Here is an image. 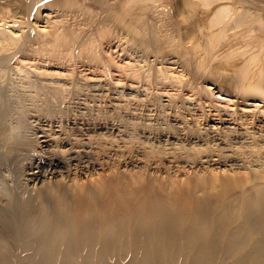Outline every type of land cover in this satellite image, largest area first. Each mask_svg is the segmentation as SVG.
<instances>
[{"label":"bare ground","instance_id":"obj_1","mask_svg":"<svg viewBox=\"0 0 264 264\" xmlns=\"http://www.w3.org/2000/svg\"><path fill=\"white\" fill-rule=\"evenodd\" d=\"M3 7L12 10V15L21 17L17 18L18 21L27 19L32 23L36 32L35 37L33 36L35 41H32L46 44V48L40 45L38 50H46L47 46L73 49L77 42H81L83 28L81 32L74 28L76 25L62 29L64 25L61 26V22V27L56 22L51 23L50 28L41 24L46 16L44 12L48 14L55 11L63 17L84 20L85 25L88 22L97 24L96 27L102 32L114 25L118 28V33L128 37V40L152 48L156 53L160 52L162 57L164 55L167 63L175 62L186 71H191V80L185 83L182 75H173V87L187 88L194 86L195 82L201 83L203 95L208 100L218 98L232 107L226 104L224 106L223 103L220 104L222 107H217V103L212 104L213 101L210 103L211 100L208 102L203 96V105L202 102L191 101L182 106L180 103L173 104L175 100L178 101V96L172 98L175 100L171 103L166 101L172 107L171 110H175L174 114L183 111L182 107L187 112L178 116L181 120L174 116L175 122L179 121L180 126H183L182 132L178 133L180 129H177L174 136L171 134L174 131L170 133L174 143L176 144L175 140L183 139L189 143L193 153V149L199 150V153L200 150L202 153L206 152L203 155L194 153V157L202 155L200 165L213 162L219 166L235 162L249 172L244 177L241 175L242 178L233 179L226 178L223 169L220 171L223 177H216L219 174L217 169V173L205 181L195 174L190 175L192 177L188 181L184 180L187 182L183 183L182 180L178 184H173L177 178L167 182L162 178L160 180L156 172L122 173L114 166L115 163L119 164L121 157L112 151L109 156L110 144L107 148L103 130L107 127L104 123H91L82 118L83 121L72 122L73 126L71 125L78 134L71 133L72 131L68 134L71 129L65 131L61 127L65 128L66 124L62 125L61 120V125L59 122L58 125L46 123L45 118L41 119V112L40 117L35 120V132L31 129L34 135L31 140L34 143L26 136L28 142L33 143L30 145L23 141L30 123L26 128L24 121L11 124L6 117H2L0 111V169L7 171L6 174L9 172L4 180L6 190L0 187L3 189L0 191V264H264V0H0V10L3 11ZM99 12L102 19H99L101 16L98 17ZM8 17L14 18L11 15ZM5 21H0V53L9 52V49L20 51V47L31 37L25 36V29L17 30L12 28L16 24L11 26ZM18 26L20 25L16 27ZM28 26L31 27V24ZM93 29L96 31L95 27ZM85 37L87 41L83 42L87 44L86 49L83 46V54L98 46L94 44L99 36H96L97 41L94 38L95 43L92 38L95 36L91 37V33L88 32ZM99 57L97 54L94 59L98 61ZM4 63L3 61V65ZM158 71V78L164 79L166 70L164 73L160 69ZM34 85L33 88H36ZM54 90L52 92L55 95L60 92L58 88V91ZM62 93L64 92L57 95ZM145 96L147 98V94ZM57 106L60 107L61 104L57 103ZM200 122L207 127L200 124L202 128L198 129ZM69 125L67 127H71ZM101 129L103 132L99 131ZM169 139L167 137L166 141L169 142ZM141 142L139 146H143ZM149 145L145 147L149 148ZM152 150L150 148L151 152ZM167 150L170 154V148ZM177 150L174 151L178 153ZM177 153L174 155H180ZM152 154L155 155L153 152ZM189 156L190 154L187 157L190 158ZM105 158L113 164L109 170L111 172L102 177L98 174L99 179H93L88 184L85 181V185L77 186L78 182L75 183L74 180L97 173V161L104 160L101 164L105 165ZM192 159L189 160L194 165L195 161ZM198 159L197 157V161ZM206 168L211 171V167ZM205 172L208 173V170ZM72 180L76 186H71Z\"/></svg>","mask_w":264,"mask_h":264},{"label":"rangeland","instance_id":"obj_2","mask_svg":"<svg viewBox=\"0 0 264 264\" xmlns=\"http://www.w3.org/2000/svg\"><path fill=\"white\" fill-rule=\"evenodd\" d=\"M4 8V7H3ZM6 9V10H5ZM9 8L8 7H5L2 10H0V21H5L6 23H8L9 25L13 26L16 24L17 25H20L18 27L14 26L12 28H16L17 30L23 28L22 30L24 31L25 29V36L27 37H35L34 33L35 32V29L32 27V23H29L28 20L24 19V20H19L18 19L21 17H16L15 15H12V10L9 11L8 10ZM10 12V13H9ZM55 11H51L50 13H46L44 12V15L45 16V19L47 18V21L44 19V22L41 23L42 25H46L48 26V28H50V25L51 23H55L56 25L59 24L60 22L63 23L61 25V23L59 24V26H63L62 29L66 26V28H72L73 26H75L74 28L77 29V30H81L83 28L84 32H82L83 30H81L82 32V37H81V42H77V44H75L73 46V49L72 48H67V50H65V48L63 47H56L58 48V50L55 48V47H48V49L45 50L46 48V44H36V42L34 43V37L31 39V38H28V40H26V43L27 42H31L30 45L28 43V46L27 44L25 43L22 47H20V52L19 49H15V50H12L11 49H5L6 51L8 50L9 52H6L3 51L2 53H0V61H4V65H3V61L0 62V111L2 113V117H6V120H9L12 123L15 124V122H19L20 121H24L25 123V128L27 126V124H29L28 126L30 127L31 124V127L29 129H27V133L25 134L24 139L23 141H29L27 140L26 138L30 139V142H33L34 143V140H31L34 138V135L33 133L35 132V128H36V121L37 119L40 117L39 114H42L41 115V119L45 118L44 121L46 123L48 122H51L53 124H57L58 125V122L59 124L61 123L62 125L63 124H66L68 126V124H70L69 126H73L72 122L73 123H76L77 121H83L85 119V121H88V122H93V123H104V125H106L107 129H103L104 130V137L106 138L107 140V148L109 147L108 144H110V147L108 148V152L112 151V152H116L118 155L119 158L121 157V161L119 162V164L115 165L116 166V170L119 171V172H122V173H130V172H133V173H139V174H143V173H155L156 175L159 176L160 180H164V181H174L176 178H177V181L173 184H178V182H182V180H187L188 181V178L191 179V177L195 174L196 176L199 175L200 178H202L204 181L209 179V176L212 177L213 174L215 175V173H217V171H219L218 173L221 175H215L216 177H223L222 176V173H220V171L222 170L224 173H225V176L226 178H233V179H239V178H242L241 175L243 176H246L247 172H249V170L245 167H243L242 165H240V163H236L235 162L232 164V162H228L230 164L227 165H224V164H213L210 163V164H207L205 163L204 165H200L199 163V160H200V156H202L203 154L205 153H202L203 151L200 150V153H199V150L195 151L196 149H193L194 150V153H197V154H201L202 155H196L199 159L197 161V157L195 158L194 157V153L191 151L190 149V145L187 141L183 140H175L176 144L174 143V139H172V135L174 136L175 134H177L178 130L177 129H180L178 133L182 132V128L183 126L181 127L179 121L176 123L175 122V118L178 117V116H181V113L182 115H184V112L185 114L187 113L186 110L182 107V110L179 114L175 113L174 114V111L175 110H171L172 107L170 108L168 102H172L174 101L172 98L177 97L178 101L175 100L174 103L178 104L180 103V105L182 106V104H189L190 101L192 103H200L202 102V105H203V102H205L204 100H207L208 102L210 101V103L212 102V104H216L217 107H222V105L226 104V106H231L232 105H227V103L224 101L221 102L222 100L218 99L217 100L214 98V99H210L208 100L209 98H206L207 96L203 95V89L201 88V83H197V82H193L195 85H191L187 88H179V89H176V87L174 86L173 87V81H172V78L173 75L174 76H178L179 74L182 75V80L183 82H187V81H190L191 80V76H192V73L191 71L187 70L186 69H183L180 65L176 64L175 62L172 63L171 61L168 62V60L165 58V56L163 55V57L161 56L162 54H159L160 52L157 51H154L152 48H146V47H143L142 44L140 45V43L138 42H135L133 40H128V37H125L124 35L122 36L120 34V32L118 33V28L117 27H114V25H110V27L108 26L107 29L105 31L102 32V30L98 29L96 27V25L94 26L93 23H89V25H93V27L89 26L88 23H86L85 25V21H81V19L79 20H76V19H72L71 17H63L61 16V14H57L58 12H55ZM7 13V14H6ZM46 13V14H45ZM4 14L6 16H4ZM8 15L14 17V18H11V17H8ZM47 15H50V16H47ZM102 14L99 12L98 13V17H100ZM5 17V18H4ZM8 17V18H7ZM61 17V19H60ZM10 18V19H9ZM18 18V19H17ZM50 18V19H49ZM66 21V22H62L63 20ZM66 18V19H65ZM4 19V20H3ZM16 19V20H15ZM58 19V20H57ZM99 19H102V16L99 18ZM9 20V21H8ZM49 20V21H48ZM61 20V21H60ZM71 20V21H70ZM77 21V23H76ZM5 22H1V23H5ZM13 22V23H11ZM18 22V24H17ZM24 22V23H23ZM25 22L26 24L29 23L31 24V27H27V25H25ZM81 22V23H80ZM5 23V24H6ZM71 23V24H70ZM75 23V24H74ZM6 24V25H8ZM82 24V25H81ZM24 25V27L22 26ZM79 25L81 27H79ZM90 27H88V26ZM22 26V27H21ZM52 26V25H51ZM58 26V27H59ZM60 26V27H61ZM27 29H26V28ZM59 27V28H60ZM96 29V31H94V28ZM10 28V27H9ZM30 28V29H29ZM33 28V29H32ZM87 29V32H86V29ZM61 29V28H60ZM89 29V30H88ZM31 30V31H30ZM94 33H93V31ZM97 30H100L97 32ZM115 30H117V32H115ZM26 31H27V34H26ZM34 31V32H33ZM88 32L91 33V37L92 36H95V37H92L93 40L94 38L96 39L97 41V38H98V41L96 42L94 40V45H98L96 47L100 48H96L94 47L95 49H93L92 51L90 52H86L83 54V52L85 51L83 46L85 47L86 49V44L87 43H84L83 41H85L87 38L85 36H88ZM87 33V35H86ZM31 34V36H30ZM93 34V35H92ZM106 35V36H102V35ZM96 36H99L96 38ZM109 36V37H108ZM86 39H85V38ZM113 37V38H112ZM124 37V38H123ZM84 38V39H82ZM106 38V39H105ZM111 38V39H110ZM118 39V40H117ZM34 40V41H32ZM128 40V41H127ZM80 41V40H78ZM87 41V40H86ZM104 41V42H103ZM120 41V42H119ZM125 41V42H124ZM130 41V42H129ZM111 42V43H110ZM84 43V45L82 44ZM102 43V44H101ZM113 43V44H112ZM139 44V45H136V44ZM115 44V45H114ZM33 45V47H31ZM34 45H35V48H34ZM44 46L45 48H40L38 50V46ZM112 45V46H111ZM127 45V46H126ZM133 45V46H132ZM83 49H81V47ZM122 46V47H121ZM129 46V47H128ZM26 47V48H25ZM65 47V46H64ZM143 50H142V48ZM31 48V49H30ZM37 48V50H36ZM51 48H54V49H51ZM80 49L81 52H78ZM146 48V49H145ZM23 51H22V50ZM35 49V50H34ZM42 49V50H41ZM69 49V51H68ZM72 49V50H71ZM126 49V50H124ZM138 49V50H137ZM150 49V50H149ZM41 50V51H40ZM44 50V51H43ZM53 52H52V51ZM61 50V51H60ZM84 50V51H82ZM124 50V51H123ZM128 50V51H127ZM147 50V51H146ZM28 51V53H27ZM35 51V52H34ZM39 51V52H37ZM61 53H60V52ZM97 51V52H96ZM127 51V52H125ZM15 52V53H14ZM42 52V54L40 53ZM53 54H52V53ZM56 54H55V53ZM97 53L100 55L98 61L94 58H96L97 54L95 55L94 54ZM133 52V53H132ZM138 52V53H137ZM12 53V54H10ZM17 53V54H16ZM38 53V54H37ZM47 53V54H45ZM48 53H51L48 54ZM59 53V54H58ZM80 53V54H78ZM154 53V54H153ZM7 54V55H6ZM10 54V55H9ZM36 56H35V55ZM61 54V55H60ZM87 54V56H86ZM95 57H93L94 55ZM137 54V55H136ZM152 54V55H151ZM2 55V56H1ZM85 55V56H84ZM91 55V56H90ZM102 55V56H101ZM132 55V57L130 56ZM148 57H147V56ZM156 57H155V56ZM8 56V57H7ZM12 56V57H11ZM53 56V57H52ZM56 56V57H55ZM76 56V57H75ZM77 56H80V57H77ZM139 56V57H138ZM7 57V58H6ZM11 57V58H10ZM19 57V58H18ZM101 57H102V60H101ZM134 57V58H133ZM4 58V59H3ZM57 58V59H56ZM61 58V59H60ZM77 58V59H76ZM93 58V59H92ZM105 58V59H103ZM130 58V59H129ZM157 58V59H156ZM2 59V60H1ZM15 59L17 61H15ZM56 59V60H54ZM161 59V60H160ZM10 60V61H8ZM87 60V61H86ZM90 60V61H89ZM96 60V61H95ZM100 60V61H99ZM156 60V61H155ZM166 60V61H165ZM23 61V62H22ZM94 61V62H93ZM139 61V62H137ZM146 61V62H145ZM150 61V62H149ZM159 61V62H158ZM25 63V64H24ZM104 63V64H103ZM145 63V64H144ZM9 66H8V65ZM14 64V65H13ZM12 65V66H11ZM107 65V66H106ZM2 66V67H1ZM4 66V67H3ZM7 66V67H6ZM16 66V67H15ZM16 69H15V68ZM20 67V68H19ZM29 67V68H27ZM38 67V68H37ZM19 68L20 71H18L17 69ZM31 68V69H30ZM160 69V72L162 71L164 73L167 72V75L164 73V79L163 78H158V73H159V69ZM163 68V69H162ZM173 68V69H172ZM177 68V69H176ZM23 69V70H22ZM180 69V70H179ZM183 69V70H182ZM4 70V71H2ZM34 70V71H33ZM136 70V71H135ZM177 70V72H176ZM185 70V71H184ZM2 71V72H1ZM26 71V72H25ZM41 71V72H40ZM13 72V73H12ZM23 72V73H22ZM28 72V73H27ZM35 72V73H34ZM8 73V74H7ZM22 73V74H21ZM25 73V74H24ZM38 73H41L40 75ZM131 73H134L136 74L137 76H134L133 74ZM155 73V74H154ZM174 73V74H173ZM190 73V74H189ZM13 75V76H12ZM48 77H46V76ZM133 75V76H132ZM171 75V76H170ZM2 76V77H1ZM11 79H10V77ZM15 76V77H14ZM22 76V77H20ZM36 76V77H35ZM38 76V77H37ZM45 76V77H44ZM141 76V77H140ZM154 76V77H153ZM168 77V78H165V77ZM169 76L171 78H169ZM185 76V78H184ZM188 76V77H187ZM7 77V78H5ZM19 77V78H18ZM25 77V78H24ZM132 77V78H131ZM134 77V78H133ZM137 77V78H136ZM148 77V78H146ZM4 78V80L2 79ZM27 78V79H26ZM31 78V79H30ZM34 80H33V79ZM130 78V79H129ZM141 78V79H140ZM184 78V79H183ZM8 79V80H7ZM14 79V80H13ZM43 79V80H42ZM128 79V80H127ZM138 79V81H137ZM149 79V80H147ZM153 79V80H152ZM160 79V80H159ZM164 81H163V80ZM166 79V80H165ZM170 82H169V80ZM25 80V81H24ZM37 80V81H36ZM134 80V81H133ZM147 80V81H146ZM156 83H153L155 82ZM168 80V81H167ZM5 81V82H4ZM14 81V82H13ZM16 81V82H15ZM23 83H22V82ZM31 83V86L29 84V82ZM36 81V82H35ZM44 81V82H43ZM143 81V82H142ZM152 81V82H151ZM158 81V82H157ZM164 83H163V82ZM4 82V83H3ZM42 82V83H41ZM51 82H54L51 84ZM145 82V83H144ZM150 82V84H149ZM10 83V85L8 86V84ZM14 83V84H13ZM18 83V84H16ZM41 85H40V84ZM47 83V84H46ZM98 83V84H96ZM166 83V84H165ZM192 83V84H193ZM23 84V85H22ZM35 84V85H34ZM37 84V85H36ZM117 84V85H116ZM127 84V85H126ZM155 84V85H154ZM164 84V87L163 85ZM200 84V85H199ZM36 87V88H33V86ZM39 85V86H38ZM49 85V86H48ZM53 85H55L53 87ZM116 85V86H115ZM131 85V86H130ZM135 85V86H133ZM152 85V86H151ZM162 85V86H161ZM172 85V86H171ZM200 88H199V86ZM15 86V87H14ZM18 86V87H17ZM21 86V87H20ZM24 86V87H23ZM97 86V87H96ZM99 86V87H98ZM102 86V87H101ZM138 86V87H137ZM170 86V88H169ZM23 87V88H22ZM31 87V88H30ZM38 87V89H37ZM43 87V88H42ZM52 87V88H51ZM126 87V88H125ZM153 87V88H152ZM158 87V88H157ZM173 87V89H172ZM194 87V88H193ZM14 88V89H13ZM20 88V89H18ZM22 88V89H21ZM41 88V89H40ZM45 88V89H44ZM58 90L61 92L63 91L64 93L60 94V95H57L58 92L56 95L53 94V89H55L54 91H58ZM62 88V90L60 89ZM144 88V89H142ZM149 88V89H148ZM190 88H192V90H189ZM3 89V90H2ZM13 91H12V90ZM32 89V91H31ZM37 89V90H36ZM43 89V90H42ZM49 89V90H48ZM141 89V90H140ZM175 89V90H174ZM184 89H187V90H184ZM149 90V91H148ZM154 90V92H153ZM156 90V91H155ZM180 90V92L178 91ZM200 92H198V91ZM22 91V92H21ZM28 91V92H27ZM41 91V92H40ZM48 91V92H47ZM51 91V92H50ZM168 93L166 95V93ZM175 91V92H174ZM17 94H15V93ZM29 92H31L30 94H28ZM36 92V93H35ZM44 92V93H43ZM159 92V93H158ZM178 92V93H177ZM197 92V94H196ZM38 93V94H37ZM40 93V94H39ZM124 93V94H123ZM151 93V94H150ZM158 93V94H157ZM173 93V95L171 94ZM200 96H198L199 94ZM15 94V95H14ZM47 94V95H46ZM50 94V95H49ZM54 95L56 96L57 98H61L62 99H56V97L54 96H51ZM145 94H147V98L145 96ZM156 94V95H155ZM161 94V95H160ZM165 94V95H164ZM171 94V95H170ZM177 94V95H175ZM30 97H29V96ZM32 95V96H31ZM37 95V96H36ZM39 95V96H38ZM42 95V96H41ZM46 95V96H45ZM170 95V96H169ZM175 95V96H174ZM194 95V96H193ZM196 95V97H195ZM20 96V97H19ZM59 96V97H58ZM143 96V97H141ZM169 96V97H167ZM189 98H187V97ZM194 98H193V97ZM198 96V97H197ZM206 98V99H204ZM3 97V98H2ZM44 97V98H43ZM47 97V98H45ZM55 99H54V98ZM154 97V98H153ZM164 97V99H163ZM171 97V98H170ZM5 98V99H4ZM28 98V99H27ZM144 98V99H142ZM162 98V99H161ZM180 98V100H179ZM190 98L192 100H190ZM196 98V99H195ZM8 101H7V100ZM22 99V100H21ZM25 99V100H24ZM37 99V100H36ZM64 99V100H63ZM76 101H75V100ZM146 99V101H145ZM158 99V101L156 100ZM161 99V100H160ZM172 99V100H171ZM183 99V100H182ZM186 99V100H185ZM189 99V100H188ZM195 99V100H193ZM204 99V100H203ZM13 100V101H12ZM49 100V102H48ZM53 100V101H52ZM56 100V101H54ZM60 100V101H59ZM74 100V101H73ZM166 101V103H164ZM171 100V101H169ZM188 100V102H187ZM199 100V101H198ZM201 100V101H200ZM203 100V101H202ZM216 100V101H215ZM219 100V101H218ZM28 101V102H27ZM46 101V102H45ZM59 101V102H58ZM63 101V102H62ZM154 101V102H153ZM177 101V102H176ZM182 101H184L183 103H181ZM206 101V102H207ZM3 102V103H2ZM9 102V104H8ZM34 102V103H33ZM53 102V103H51ZM55 102V103H54ZM62 102V103H61ZM187 102V103H185ZM14 103V104H13ZM57 103L58 105L61 104L60 107H62V109H60L59 106H57ZM72 103V104H71ZM223 103V104H222ZM42 104V105H41ZM48 104V105H47ZM51 104V105H50ZM55 104V105H54ZM154 104V105H152ZM168 104V105H167ZM220 104H222L220 106ZM31 105V106H29ZM63 105V106H62ZM157 105V106H156ZM160 105V106H159ZM179 105V104H178ZM22 106V107H21ZM39 106V107H38ZM47 106V107H46ZM51 106V107H50ZM164 106V107H163ZM5 107V108H4ZM7 107V108H6ZM57 107V109H56ZM151 107V108H149ZM157 107V109H156ZM167 107V108H166ZM15 108V109H14ZM28 108V109H27ZM45 108V109H44ZM50 108V109H49ZM149 108V109H148ZM164 108V109H163ZM170 108V109H169ZM7 109V110H6ZM19 109V110H18ZM40 111H38V110ZM51 111H49V110ZM9 110V111H8ZM28 110V111H27ZM34 110V111H33ZM45 110V111H44ZM54 110V111H53ZM59 113H58V111ZM63 110V112H62ZM3 111V112H2ZM16 111V112H14ZM21 111V113L19 112ZM32 111V112H31ZM37 111H38V115H37ZM49 111V112H48ZM75 111V112H74ZM42 112V113H41ZM174 114H172V113ZM48 115H47V114ZM52 113V114H51ZM55 113V114H54ZM62 113V114H61ZM68 113V114H67ZM69 113H71L69 115ZM75 113V114H73ZM84 113V114H83ZM168 113V114H167ZM5 114V115H4ZM19 114V115H17ZM24 114V115H23ZM54 114V115H53ZM65 116H64V115ZM83 114V115H82ZM14 117L12 118L11 117ZM32 115V116H31ZM34 115H37V116H34ZM45 115V117H44ZM52 115V116H50ZM75 115V116H74ZM85 115V116H84ZM54 116V117H53ZM60 116V117H59ZM69 118H67V117ZM78 116V117H77ZM88 116V117H87ZM148 116V117H147ZM152 116V117H151ZM175 116V118H174ZM16 117V118H15ZM23 117L25 119H23ZM27 117V118H26ZM33 117V118H31ZM50 117V118H49ZM52 117V118H51ZM74 117V118H73ZM81 117V118H80ZM21 118V119H20ZM36 118V119H34ZM48 118L51 120H48ZM57 118V119H56ZM63 118V119H62ZM66 118H67V121H66ZM83 118V120H82ZM148 118V119H147ZM11 119V120H10ZM14 119V120H13ZM35 123H33L34 121ZM42 119V120H43ZM47 119V120H46ZM69 119V120H68ZM76 119V120H75ZM81 119V120H80ZM101 119V120H100ZM177 119H180L181 118H177ZM176 119V120H177ZM16 120V121H15ZM27 120V121H26ZM32 122H30V121ZM61 120V122H60ZM74 120V121H73ZM173 120V121H172ZM13 121V122H12ZM57 121V122H56ZM64 121V123H63ZM67 122V123H66ZM69 122V123H68ZM173 122V123H171ZM60 124V125H61ZM174 127H176V129L174 127H172V125ZM177 124V126H176ZM179 124V125H178ZM201 122L199 123V126H198V129L199 128H202V126L204 127L205 124H201ZM17 125V124H16ZM65 125V126H66ZM183 125V124H182ZM62 127L63 130L65 129H71L69 130L67 133L70 134L71 133H77V131H75L73 129V127ZM206 126V125H205ZM33 127H34V130H33ZM60 127V128H61ZM180 127V128H179ZM207 127V126H206ZM205 127V128H206ZM24 128V126H23ZM21 128V131L22 129ZM195 128V127H194ZM31 129H32V132L31 133ZM28 130H29V135L28 134ZM65 130V131H67ZM177 130V132L175 131ZM7 131V130H6ZM24 131V130H23ZM99 131H102L99 130ZM174 131V134L173 132ZM103 132V131H102ZM150 132V133H149ZM172 132V133H171ZM176 132V133H175ZM31 133V134H30ZM144 133V134H143ZM172 135H171V134ZM119 134V135H118ZM143 134V135H142ZM147 134V135H146ZM152 134V135H151ZM33 135V136H32ZM121 135V136H120ZM171 135V136H170ZM28 136V137H26ZM77 136V135H76ZM146 136V137H145ZM151 136V137H150ZM170 136V137H169ZM22 137V138H23ZM32 137V138H31ZM155 137V138H154ZM167 137L168 139L171 138V141L169 139V142L166 141L167 140ZM157 139V140H156ZM144 140V141H143ZM146 140V141H145ZM160 140V143L159 141ZM140 141L142 145H140L141 147H148L149 145V148H141L139 146L140 144ZM148 141V142H147ZM110 142V143H109ZM113 144H112V143ZM152 142V144L150 143ZM167 142V143H166ZM178 142V143H177ZM33 143H27V144H30L32 145ZM123 143V144H122ZM125 143V144H124ZM146 143V144H144ZM155 143V144H154ZM157 143V144H156ZM165 143V144H164ZM173 145H172V144ZM112 144V145H111ZM119 144V145H118ZM169 147H167V145ZM127 145V146H126ZM138 145V146H137ZM155 148H153L152 146ZM165 145V146H164ZM171 145V146H170ZM175 145V146H174ZM181 145V146H180ZM120 146V147H119ZM126 148H125V147ZM146 146V147H145ZM151 146V147H150ZM183 146L184 148L186 149V151H184L185 149H183ZM113 147V148H112ZM118 147V148H117ZM160 147H163L160 148ZM166 147V148H165ZM179 147V148H178ZM182 147V148H180ZM113 149V150H110V149ZM117 150H116V149ZM121 148V149H120ZM124 148V149H122ZM140 148V149H138ZM150 148L152 150V152L155 154L153 155L152 152L150 151ZM170 148V154L168 153V150ZM173 148L174 150H177L178 148V153L180 155H174L175 153H177L176 151L173 150V152H171ZM126 149V150H125ZM159 149V150H158ZM166 151H165V150ZM116 150V151H115ZM142 150V151H140ZM149 150V151H147ZM156 150H157V153H156ZM161 150V151H160ZM163 150V151H162ZM183 150V151H181ZM181 151V153L179 152ZM202 151V152H201ZM112 152L109 153V156L112 154ZM141 152V153H140ZM161 152L164 153V155L161 154ZM169 154L167 156V153ZM149 153V154H148ZM166 153V154H165ZM177 153V154H178ZM184 153V155H183ZM186 153V155H185ZM192 153V154H191ZM148 154V155H147ZM152 154V155H151ZM173 154V156H172ZM190 154V158H188L187 156ZM124 155V156H123ZM128 155V156H127ZM161 156V157H160ZM163 156V157H162ZM175 156V157H174ZM180 156L179 158H176ZM183 156V158H182ZM168 157V158H167ZM185 157V159H184ZM171 158H175L174 159H171ZM188 158V160H186ZM193 158V159H192ZM195 158V159H194ZM168 159L170 161H168ZM177 159H180V160H177ZM189 159H192V161H195L194 165H193V162H191ZM104 161V160H102ZM102 161H97V164H96V172L97 173H94V175H91V176H88L85 178L82 177V178H77L75 179V183H77V186L78 184L81 185H85V181H86V184L89 183V181H93V179H99L100 177L102 176H107L105 174H109V171L110 170V167L113 166V164L109 161L108 158H105V165L101 164ZM187 163H185V162ZM197 161V162H196ZM99 162V163H98ZM110 162V163H109ZM137 162V163H136ZM180 162V163H179ZM184 162V164H183ZM132 163V164H131ZM101 164V165H100ZM112 164V165H111ZM180 164V165H179ZM182 164V165H181ZM190 164V165H188ZM199 164V165H198ZM207 164V165H206ZM151 165V166H150ZM209 166V168L211 169V171L214 169L215 171H209V169H207L206 167ZM233 165V166H232ZM139 166V167H138ZM143 166V167H142ZM172 166V167H170ZM192 166V167H191ZM213 166V167H212ZM218 166V167H216ZM182 167V168H181ZM223 167V168H222ZM228 167H229V170H228ZM119 170H118V169ZM139 168V169H138ZM179 168V169H178ZM206 168V169H205ZM216 168V169H215ZM221 168V169H220ZM235 168V169H234ZM93 169V168H91ZM166 169V170H164ZM172 169V170H171ZM204 169V171H203ZM218 169V170H217ZM232 169V170H231ZM239 169V170H237ZM242 169V170H241ZM147 170V172H145ZM149 170V171H148ZM157 170V171H156ZM208 170V173L205 172ZM217 170V171H216ZM244 170V171H243ZM2 171V172H1ZM221 171V172H222ZM140 172H143V173H140ZM167 172V173H166ZM176 172V173H175ZM214 172V173H213ZM245 172V173H244ZM4 173V174H3ZM7 171L4 172V170H1L0 169V187H4L5 190H6V182L4 181L5 179H7V175L9 174H6ZM148 173V174H149ZM209 173L212 175H209ZM243 173V174H242ZM98 174H99V178H98ZM101 174V175H100ZM104 174V175H103ZM207 174V175H206ZM249 174V173H248ZM173 175V176H172ZM192 175V176H190ZM206 175V177H205ZM6 176V177H5ZM93 176V177H92ZM224 176V178H225ZM231 176V177H230ZM234 176V177H233ZM243 176V177H244ZM2 177V178H1ZM5 177V178H3ZM84 178V179H83ZM162 178V179H161ZM168 179V180H165ZM206 178V179H204ZM82 179V181H81ZM80 180V181H79ZM179 180V181H178ZM7 181V180H6ZM187 181H184L183 183L187 182ZM3 182V184H1ZM72 184L71 186H76L75 183H73V180L71 181ZM82 182V183H81ZM182 184V183H180ZM4 185V186H3ZM0 188V191H2L3 189Z\"/></svg>","mask_w":264,"mask_h":264}]
</instances>
